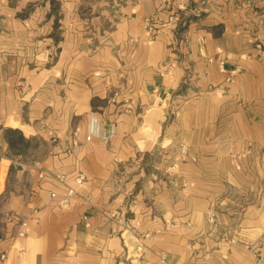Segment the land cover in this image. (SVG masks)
I'll return each instance as SVG.
<instances>
[{
    "label": "crops",
    "instance_id": "obj_1",
    "mask_svg": "<svg viewBox=\"0 0 264 264\" xmlns=\"http://www.w3.org/2000/svg\"><path fill=\"white\" fill-rule=\"evenodd\" d=\"M0 255L264 263V0H0Z\"/></svg>",
    "mask_w": 264,
    "mask_h": 264
},
{
    "label": "built area",
    "instance_id": "obj_2",
    "mask_svg": "<svg viewBox=\"0 0 264 264\" xmlns=\"http://www.w3.org/2000/svg\"><path fill=\"white\" fill-rule=\"evenodd\" d=\"M149 22V31H153V23H155L154 19L148 18L147 20ZM115 136V131L113 127H110L109 129H103L101 127V119L100 117L94 113L91 112L88 116V124H87V134L85 136V141L86 142H91V141H97L98 143L101 144H108ZM74 145H76V142H74ZM183 150H185V147H182ZM83 178L78 177L76 179L77 183H82ZM75 190L74 189H67L66 193L62 196V198L59 200L58 205L60 207L65 206L66 204L69 203L70 198L75 195ZM51 197L54 198L55 194L52 193ZM207 218L209 223L213 224L214 223V215L212 212H209L207 214ZM4 258V255H0V260ZM254 264H264L261 263L260 260L256 259L254 260Z\"/></svg>",
    "mask_w": 264,
    "mask_h": 264
},
{
    "label": "trees",
    "instance_id": "obj_3",
    "mask_svg": "<svg viewBox=\"0 0 264 264\" xmlns=\"http://www.w3.org/2000/svg\"><path fill=\"white\" fill-rule=\"evenodd\" d=\"M4 137L12 154H24V150L29 147V141L23 137L19 130L7 129L4 132Z\"/></svg>",
    "mask_w": 264,
    "mask_h": 264
},
{
    "label": "rangeland",
    "instance_id": "obj_4",
    "mask_svg": "<svg viewBox=\"0 0 264 264\" xmlns=\"http://www.w3.org/2000/svg\"><path fill=\"white\" fill-rule=\"evenodd\" d=\"M24 153H33V150H31L30 146L24 150ZM15 156H18L19 154H14ZM30 154L27 155L28 158H30Z\"/></svg>",
    "mask_w": 264,
    "mask_h": 264
}]
</instances>
